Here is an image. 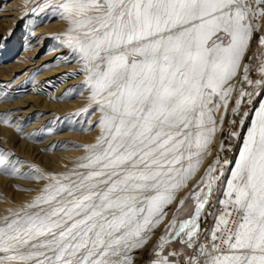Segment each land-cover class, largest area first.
I'll return each instance as SVG.
<instances>
[{
	"label": "snow or ice",
	"instance_id": "obj_1",
	"mask_svg": "<svg viewBox=\"0 0 264 264\" xmlns=\"http://www.w3.org/2000/svg\"><path fill=\"white\" fill-rule=\"evenodd\" d=\"M49 3L71 25L67 46L84 64L83 86L101 112V134L84 145L77 167L86 172L46 177L35 169L34 178L50 182L4 217L0 264H133V251L147 244L211 153L224 123V115L217 120L221 107L227 114L235 92L230 111L240 115L242 103L260 94L244 85L264 91V57L260 79L253 81L244 64L241 80L232 83L264 21V0ZM258 43L264 47V35ZM11 164L0 159L5 172ZM223 177L218 151L179 198L151 264H181L179 253L166 252L176 240L193 249L183 264H264V100ZM216 192L222 198L215 223L199 243V220ZM189 199L192 214L178 219Z\"/></svg>",
	"mask_w": 264,
	"mask_h": 264
},
{
	"label": "bare ground",
	"instance_id": "obj_2",
	"mask_svg": "<svg viewBox=\"0 0 264 264\" xmlns=\"http://www.w3.org/2000/svg\"><path fill=\"white\" fill-rule=\"evenodd\" d=\"M70 27L69 21L60 15V10L50 7L49 0H0V159L7 157L12 161L8 172L0 168V225L4 223L5 216L18 212L26 203L33 201L50 182L47 178H34L36 168L42 170L46 177L48 174L86 172V169L77 167L87 154L84 145L94 143L101 134L98 124L101 112L90 101L89 89L83 86L86 80L84 64L67 46L71 35L65 33ZM239 77L240 74L232 83L236 84ZM235 96L234 92L227 114L223 107L217 113L218 122L224 115V123L218 125L211 153L189 181L188 187L168 208V216L155 229L147 244L133 251V264H137L144 248L153 240L155 243L158 232L162 231L178 206L179 198L191 189L220 151ZM261 100H264V91L249 111L245 130L239 127V136L231 141V149L236 154L234 160L227 164L224 181L235 166L254 109L259 107ZM57 119H64L60 122L63 123L60 129L45 133L44 124L51 122L54 128ZM12 167L19 171L12 172ZM219 198L222 197L217 192L214 203L211 202L210 230L220 207L216 203Z\"/></svg>",
	"mask_w": 264,
	"mask_h": 264
},
{
	"label": "rangeland",
	"instance_id": "obj_3",
	"mask_svg": "<svg viewBox=\"0 0 264 264\" xmlns=\"http://www.w3.org/2000/svg\"><path fill=\"white\" fill-rule=\"evenodd\" d=\"M261 35H264V21H262V26L260 28V31L258 33H256L253 37L251 44H250V47L247 51V57H245V61H244V64L249 65V75L253 81L261 78V73L258 71V67L261 64V58L264 57V47H260L259 43H258L259 36H261ZM249 57H252V59H249ZM241 71L242 72H240V77H239L238 81L241 80V76L243 74V68ZM244 87L247 89V91L259 92L260 94L259 95H255V94L253 95L251 104L242 103L241 108H240V115H233L231 112L229 114V118L227 120V128H226V131H225L224 137H223V140H224L223 145L225 147H224L223 151H219L220 156H221V164H222V167L224 169V177H223L224 180H225V176H226L225 170L227 169V165H223V160L226 159L229 162H232L234 160L235 154H236V151L232 150L231 146H230L231 141L234 137V136H231L230 133L233 131L238 132L240 129L239 127H242L241 130L242 129H243V131L245 130V125L247 124V120L250 118V115H248V117L244 119V123H243L244 128H243V125H241L239 123V120H240L243 112L250 113L249 111L251 110L252 106L256 104L257 100L260 98V96L263 92V91H261V89L258 86L244 85ZM246 99H247V97L245 98V100ZM234 100H235V98H234ZM232 104H233L232 105V107H233L234 101ZM10 119L11 118H9V120ZM63 120L57 119V124L54 126V128H52L51 122L48 124H44L45 125V128H44L45 133H47V132L50 133L53 129H54V131H56V129L59 130L60 127L63 125V123H60V122ZM233 120H236L235 124L231 123V121H233ZM18 130H20V129L18 128ZM227 146H229V147H227ZM213 160H211L207 164V166L209 164H211L213 162ZM189 191H190V189L185 193H188ZM216 194H217V192L213 193V195L211 197V202H213V203L215 201L214 197L216 196ZM211 205H212L211 203L206 205L205 211H204L201 219L199 220L200 231L202 233L200 238H199V243H206L207 242V230H210L211 220H212V207H211ZM177 207L175 208L173 213L177 212ZM193 207H194L193 200L192 199L187 200L185 206H183V208L180 209V211L178 213V217H181L183 215L189 216L190 214H192ZM185 209H186V211H185ZM167 223L165 224V226L167 225ZM165 226L163 227L162 231L158 232V234L155 238V243L153 240L149 246H147L146 248L143 249L140 257L137 260L138 261L137 264H151V261H152V259H154V256H155V254H154L155 245L157 244L160 235H162L164 233ZM166 252H177V253H179L180 255H178L174 258L179 260L181 262V264H183L185 256L191 255L193 252V249L186 248L184 245L181 244V242L179 240H176L174 242L169 243L166 246Z\"/></svg>",
	"mask_w": 264,
	"mask_h": 264
},
{
	"label": "crops",
	"instance_id": "obj_4",
	"mask_svg": "<svg viewBox=\"0 0 264 264\" xmlns=\"http://www.w3.org/2000/svg\"><path fill=\"white\" fill-rule=\"evenodd\" d=\"M191 215V214H190ZM189 215V216H190ZM188 215H183V216H181V217H178V219H185V218H187V217H189Z\"/></svg>",
	"mask_w": 264,
	"mask_h": 264
}]
</instances>
